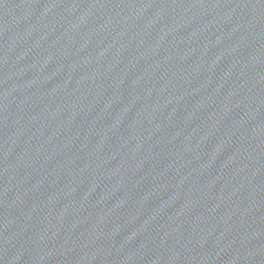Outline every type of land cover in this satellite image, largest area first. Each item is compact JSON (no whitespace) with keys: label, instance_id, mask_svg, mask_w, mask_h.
<instances>
[{"label":"water","instance_id":"water-1","mask_svg":"<svg viewBox=\"0 0 264 264\" xmlns=\"http://www.w3.org/2000/svg\"><path fill=\"white\" fill-rule=\"evenodd\" d=\"M0 264H264V0H0Z\"/></svg>","mask_w":264,"mask_h":264}]
</instances>
